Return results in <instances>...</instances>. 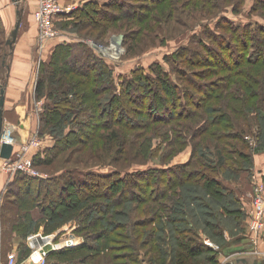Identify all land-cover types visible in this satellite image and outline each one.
I'll return each mask as SVG.
<instances>
[{
  "label": "trees",
  "instance_id": "1",
  "mask_svg": "<svg viewBox=\"0 0 264 264\" xmlns=\"http://www.w3.org/2000/svg\"><path fill=\"white\" fill-rule=\"evenodd\" d=\"M209 1L220 12L224 11L220 8L226 7L220 5L217 8L213 3L234 2ZM116 2L92 1L88 4L90 8L85 5L65 15L78 17L83 28L88 21L95 25L96 18L85 19L79 17L80 13L89 16L90 12L98 9H114L122 11L120 14L124 17L128 16V13H123L124 2L119 1L118 5ZM144 2L141 6L152 11L162 0ZM241 2L235 0L233 14L240 13L238 6ZM257 5L259 9L264 8V0H257ZM120 14H106L104 17L112 20L119 18ZM131 18H137L136 13ZM1 22L0 15V30ZM204 27L214 43H208L203 37L192 38L203 49L204 56L201 49L184 45L164 55L163 60L170 66L156 61L148 67L137 66L129 74L119 76H116L113 65L84 42L56 46L52 60L43 62L36 84L35 98L42 101V112L38 129L32 136L37 134L42 138L49 134L52 144L40 143L38 153L34 155L35 165L52 166L62 152L98 139L104 129L101 139L105 141V148L112 149L113 144L119 153L128 155L123 151L127 146L123 136L127 134L125 132H133L141 126L143 129L135 138L141 134L145 157L156 155L157 150L152 151L153 136L145 138L146 134L150 131L154 134L156 128H166L167 125L172 128L163 133L167 141L164 157L172 158L186 145H191L192 155L184 164L153 166L137 172L115 168L95 174L90 168H68L51 178L22 174L13 184L16 191L11 189L9 192V195L17 197L14 201L17 213L11 217L16 223L9 235L14 233L26 239L31 224L41 221L45 222V232H50L54 223L62 220L67 212L85 208L78 217L76 233L83 234L86 242L74 250L55 252V256L61 258L69 253L87 251L85 256L78 258L85 259L86 264H167V258L169 264H195L190 262L191 258L211 252L212 248L202 238L200 222L207 224L208 231L213 228L214 235L218 232L216 235L222 236L225 231L221 224L223 220H233L235 226L245 221L244 201L226 174L238 180L240 175L247 173L248 181L252 183L254 156L264 151V25L259 22L238 25L222 16L215 27L231 35L216 34L210 27ZM11 37L12 34L6 41L0 37L9 49L1 60L0 65L4 68L9 67L7 58L12 47L7 41ZM238 42L242 51L236 54L231 51L233 57L229 64L220 61L217 66H205L207 59L217 53L215 43L225 49ZM224 56L228 59L229 53ZM60 63L64 68L59 66ZM195 72L199 73L200 82L195 79ZM74 76L80 77L75 79ZM212 76L218 79L209 81V91L199 94L202 84ZM97 77L103 79L98 86ZM3 85L6 86L5 83ZM5 86L0 85V93ZM147 102L150 113L149 108L142 111L134 107L136 103L145 107ZM164 109L169 118L160 116ZM254 124L258 128L255 134L257 147L246 138L247 129L250 130ZM205 151L211 152V158L205 155ZM205 176H209V182L203 185L200 180ZM35 184L39 185L38 193L31 192ZM201 185L213 204L203 201L202 194H195V189ZM164 199L172 204H166ZM131 203H136V206L127 207ZM199 210H202L200 215L204 214L203 210H208L209 218H197ZM128 211L140 216L130 218ZM124 217H129V223L119 221ZM22 248L27 252L26 245ZM147 255H150V260ZM211 258L207 260L211 261Z\"/></svg>",
  "mask_w": 264,
  "mask_h": 264
},
{
  "label": "rangeland",
  "instance_id": "2",
  "mask_svg": "<svg viewBox=\"0 0 264 264\" xmlns=\"http://www.w3.org/2000/svg\"><path fill=\"white\" fill-rule=\"evenodd\" d=\"M31 1L37 2V9L34 13V25L37 33L35 36V42H33L31 46V53H33V56L35 58L34 65L39 71L43 62H48L50 61V59L52 60L53 54H51L50 57L49 55H46L49 42H51L52 40H60L62 41V43H78L79 41L84 42L85 44L89 45L96 53L98 52V54L105 61L110 63V65H113L115 67L116 76H119L120 74H129L131 70L136 68L137 66L142 67V65H145L144 67H148L151 63L156 61L161 62L165 66H170L165 60H163L164 55L175 52L184 45H191L194 48L197 47L199 50L201 49L195 42H193V37H203L208 43H214L211 40V37L207 35V32H205L206 28L204 26L210 27L211 31L215 32L216 34L220 32L227 36L231 35L230 32L220 28L216 29L215 27L216 23H218L222 16H227V18L231 19L238 25H245L248 23L256 22H259L260 24L264 25V8L259 9V7H257V0H242V2L239 3L238 6L240 13L236 15L233 14V4L235 0H233L234 2H230L228 4H225L224 2H221V4L213 3V5L217 6V8L220 5L226 7V9L220 8V10H224L222 12H220L219 9H214L209 0H165L164 3V0H162L161 4L154 8L152 11H148L147 6H141L144 5V0H117V5L119 1L124 2L125 6L123 8V13H128V16L126 15V17H124L122 14H120L122 11L114 9H98L93 11L94 13L90 12L91 14L89 13V16L87 13L83 15L80 13L79 17L83 16L85 19H91L93 16L96 18L95 25L93 24V22L88 21L86 22L88 23L86 24V27L83 28V26L79 24L80 19L78 17L70 18L69 16H66L68 14L65 15L64 13H61L53 21L52 29L56 32V36L50 40L41 41V22L37 18L36 14L40 7L41 0H20L21 5L25 9L23 14L25 15V17L22 20L20 27L21 41H24L22 36L31 27L30 13L27 11ZM57 1L62 9H71L70 13L84 7L85 5L92 4V1L115 2V0ZM207 2L208 4H206ZM130 6L131 8L135 7V9H131ZM88 8H90V5H88ZM111 11L113 13H111ZM135 13L137 15V18H131L134 16ZM106 14H112L115 16L120 14V17L110 20L109 17H104L107 16ZM1 19L2 22L0 37H2L3 41H6L7 38L10 37L11 31L8 27H6L4 19L2 17ZM12 27L13 26H11V29ZM119 37H123V39L119 41ZM2 39L0 40V64L1 60L3 59L4 53L8 52L9 50L8 47H6V45L1 42ZM251 43L252 42H250V46L252 45ZM112 46L116 47L112 48ZM214 47L217 50V53L214 54L212 58L210 56L207 59L208 63L205 65L206 67H210L211 64L217 66L221 63L220 61H225L226 64H229L230 59L233 57V54L230 52L234 51L236 54L237 52L242 51V46L239 42L233 43L231 47L228 46L225 49H221L217 43H215ZM252 48L253 47H251L250 50H252ZM219 50H225L227 51V53H223ZM201 51L204 53L203 49H201ZM228 53L229 58L227 59L224 54L227 55ZM16 55H18L17 45L16 49H14L13 51V55L11 56V61L8 62L7 65H10L11 63V66H13L15 64L18 59V56L16 57ZM204 55L205 53L203 54V56ZM206 57H208V54L206 55ZM9 58L10 57L7 58V61H9ZM59 66L63 67L64 65L60 63ZM11 71L12 67L11 69H7L0 65L1 86H5L3 84L10 79ZM39 71L37 78L39 76ZM79 77L80 76H74L75 79H78ZM198 77L199 73L195 72V79L200 82ZM215 77L216 76H212L211 78L206 79V82L204 83L202 82L203 79H201V82L203 83V89L199 90V94H203V92L205 93L209 91L208 89L211 85V82L209 81L217 80L218 78ZM97 78L96 86L100 85V83H103L102 78ZM237 95L239 94L237 93ZM43 101L45 102V100ZM47 101L48 100H46V102ZM144 106L145 107L140 106L139 103H136L134 105L136 109L142 111H146V108H149L148 112L150 113L151 109L150 107H148V102ZM35 108L37 111L36 117L38 116L40 121V114L42 112V101L36 100ZM160 112L163 113L160 116L169 118V113L165 109ZM137 118L141 119L140 117ZM171 128L172 127L169 125H167L166 128L165 126H160L159 128H156L157 130L154 129V134L151 131L149 132V134H146L145 138H149L150 135L153 136L151 141L152 151H155V149L157 148V150L155 151L156 155L151 154L149 157H145L143 155V138H140L141 134H138L139 137L136 136L135 138V135L143 129V127L141 126L138 127V129H135L133 132H125L127 134L123 136V138L126 139L123 141L127 143V146H125V149L123 151H125V153H128V155H123L122 153H119L117 146L113 144L111 145L112 149H108V147L107 149L105 148V141L101 139V137L103 138V132H105L104 129L99 133L98 139H92L85 144H81V146L79 145L76 148L73 147L62 152L58 156V159L52 162L53 164L50 167L35 165L36 157H34V155L38 153L39 147L35 148L31 144L32 138L34 136H32L25 143L21 142V140H19L17 136H14V138L18 142L13 151L16 154L12 158L14 160L19 158L20 155L17 152L20 151L22 146H25V144L30 145L25 160L27 162L28 160L32 162V167L35 171L39 172L40 174V176L36 177L40 178L54 177L55 175H59L61 172H65L68 168H90L93 169L92 171L95 174H97L107 173L115 168L126 169L125 171L128 172H137L139 170L151 168L153 166L161 168L166 167L167 165L176 166L178 164H184L188 162L191 158V145H186L183 150L175 152L173 154V157L170 159L164 157V154L166 152L167 141L164 138L163 133H165L166 131H171ZM118 129H121V127H119ZM257 129V126L254 124L250 130L247 129L248 135L246 136L249 138V142L251 143V145L255 147H257L258 143L255 137ZM46 136L42 138H40V136H36L37 140L39 141V143H41V145L42 143L46 145L50 141L51 137H49V134H46ZM205 155H208V158H211V152L205 151ZM208 158L206 160H208ZM0 161L2 166L1 173L4 175V178L0 179V244L4 245L6 244V242L15 241L19 245L17 246L18 250L23 251L22 247L25 245L29 247L30 250L29 239L33 238L34 236H38V234L50 235L56 230L64 228L70 221H74L77 226V223L80 220L78 219V217L80 216V214H83V209L85 210V208L67 212V215L62 220H59L54 223V226H52L53 230L50 232H44L46 229V225L45 222L41 221L38 223L31 224L32 227H30L31 230L28 231V236L26 239H24L22 235H15L14 233H12L8 237V234L11 231L10 229H12L13 224L16 223L12 221L11 217L13 218L14 216H16L17 213V206L14 205V201L16 202L17 197H15L16 195H9V192L11 191V189H13L14 192L16 191V187H14L13 185L14 182H16V180L19 179L22 174L26 173L21 171H15L14 173H10V170L8 168L9 166L4 163L3 159H0ZM253 169H255V166L253 167ZM226 176H228L231 180V182H228L233 188H235L237 193L240 194L244 201V206L242 205V209L243 212L245 211L244 213L247 215L246 219L244 222L242 220L240 226H235L233 220H223L221 224H223V227H225V231L222 236H219V234L216 235L218 232L214 235L213 228L208 231L207 224L203 222H200L199 225L197 224L199 226L200 233L203 234L202 238L204 242L205 240H210L214 247L213 249L211 248V252H206L200 257L196 256L194 258H191L190 262L193 261L195 262V264H226L227 262H236L240 258H246L250 262L256 259H264V227L261 231H259L260 233L252 231L253 229L250 225V215L252 212V196L251 200L248 197L250 205V208H248L245 206V197L243 196L244 192L242 191L244 186L243 184L245 183L242 179H248L249 175L247 173H243L239 176L238 180H235V177L231 174L229 175V173L228 175L226 174ZM208 177L209 176H205L204 178H201L200 182L203 183V185L207 184L209 182ZM256 178L257 181L264 182V178L254 173L253 170L250 181H254ZM229 183L226 184L229 185ZM203 185H201V188L195 189V194L199 193L200 196L202 194L203 201L213 204L211 199L208 198V194L203 189ZM125 186L127 185L125 184ZM252 188L254 190L255 186L252 185ZM185 189L186 188H184V190ZM38 190L39 185L35 184L32 186L31 192L38 193ZM252 193H254V191H252ZM12 202L13 205L11 204ZM163 202L168 205L172 204L170 200L164 199ZM131 205L136 206V203L128 204L127 207H130ZM199 211L196 212L197 218L200 217L203 219V217L206 216V218H209L208 215L210 214H208V210H203L205 212L202 215H200L202 210ZM128 212L131 215L130 218H138L140 216L134 211V213H131L130 211ZM127 218L129 217L120 218L119 221L129 223L130 220H127ZM117 219L118 218H116V220ZM25 221L27 225L28 222L27 220ZM214 221L217 222L216 220ZM126 230L129 232L128 228H126ZM82 239L86 242L85 236L83 234H78L75 231V240ZM87 253V251H80L79 253H69L61 258L57 257L56 259L70 263L74 262L79 257L85 256ZM28 254L29 252L27 253V255ZM169 254L170 251L168 252V256ZM146 257L150 260V255H147ZM208 257H212L211 261L207 260ZM167 262V264H169V258H167Z\"/></svg>",
  "mask_w": 264,
  "mask_h": 264
},
{
  "label": "crops",
  "instance_id": "3",
  "mask_svg": "<svg viewBox=\"0 0 264 264\" xmlns=\"http://www.w3.org/2000/svg\"><path fill=\"white\" fill-rule=\"evenodd\" d=\"M37 9V2L31 1L30 6L28 7V12L30 13V21L31 27L27 30L23 37L24 41H21V22L24 19V7L21 5L20 0H0V15L5 21L6 27L9 28L10 35L12 34L13 30L17 25V21L19 20V30L17 35V40L14 43L11 54L8 56L9 61H11V56L13 55L14 49H16L17 45V52L18 56L17 61L13 66L11 63L7 69H11V77L8 81L5 82V106L4 110V122L6 126L15 127V136L21 140V142H27L33 134V131L38 129L39 125V117L36 111V98H35V91H36V84H37V75L38 69L35 67V58L33 53H31V46L33 42H35L36 36V28L34 25V13ZM64 13V14H69ZM11 26L12 29H11ZM62 44V41L55 40L49 42L48 49L46 55L53 54L54 49L57 45ZM41 103V102H40ZM39 105V104H38ZM49 141V140H48ZM48 144V145H47ZM46 144V146H50V141ZM45 145V144H44ZM255 169L254 173L259 174L260 176H264V151L255 154ZM1 162V161H0ZM3 163V162H2ZM1 163H0V179L4 178V175L1 173ZM245 183L243 184V192L245 197V206L250 208L248 197L251 200L252 195V183L248 181V179H242ZM37 215V213H36ZM41 216L39 215V218ZM63 228L56 230V232L62 231ZM45 232V231H44ZM54 233V232H53ZM10 235L8 234V237ZM19 246L15 241L14 242H6V244H0V264H9L8 256L9 254L13 253L16 255L17 264H35L30 260L29 254L31 253L29 247L27 252H21L18 250ZM82 246V245H81ZM80 246L72 248L77 249ZM72 249H65L63 251H68ZM29 254L27 255V253ZM53 252L50 256H48L44 263L38 264H62L59 259H56L57 256L54 255ZM64 264H86L85 259H77L74 263H68L66 261H62Z\"/></svg>",
  "mask_w": 264,
  "mask_h": 264
},
{
  "label": "built area",
  "instance_id": "4",
  "mask_svg": "<svg viewBox=\"0 0 264 264\" xmlns=\"http://www.w3.org/2000/svg\"><path fill=\"white\" fill-rule=\"evenodd\" d=\"M71 9H62L57 0H41L40 7L38 9L37 18L41 22V41L50 40L55 37V31H53V21L55 18L61 13H68ZM40 111V110H39ZM2 143L6 142L15 146L17 144V140L14 138L15 136V127L5 126ZM34 135L32 138L31 144L38 148L40 146L39 141ZM249 139L248 137H246ZM31 146V147H33ZM30 148V145L22 146L20 151L17 153L20 155L19 158L13 159L12 157L16 154L13 152L11 159L4 160V163L7 164L10 170V173H14L15 171H21L28 175L32 176H40L39 172L35 171L32 167V162L25 160L27 152ZM259 175V174H258ZM256 176V175H254ZM252 185L255 186L252 193V212L250 215V225L252 227V231L259 232L264 227V182L257 181V178L252 181ZM76 224L74 221H70L60 232H54L50 235L38 234V236H34L29 239V246L31 250L30 260L35 263H44L45 259L50 256L53 252H58L65 249H72L77 246H81L85 243L82 240H75V231ZM260 233V232H259ZM205 244L209 247H214L210 240H205ZM9 264H17V258L15 254H10Z\"/></svg>",
  "mask_w": 264,
  "mask_h": 264
},
{
  "label": "water",
  "instance_id": "5",
  "mask_svg": "<svg viewBox=\"0 0 264 264\" xmlns=\"http://www.w3.org/2000/svg\"><path fill=\"white\" fill-rule=\"evenodd\" d=\"M16 1V0H15ZM19 22L17 23L15 29L12 32V37L10 40L7 41V43L10 45V47H13L14 43L17 40L18 30H19ZM123 37H119V41H121ZM5 106V88H1L0 93V159L3 160H9L11 159L14 151V146L12 144H8L6 142L1 143L3 131L5 127L4 123V108ZM264 264V259H256L254 261H249L246 258H240L236 262H227L226 264Z\"/></svg>",
  "mask_w": 264,
  "mask_h": 264
},
{
  "label": "bare ground",
  "instance_id": "6",
  "mask_svg": "<svg viewBox=\"0 0 264 264\" xmlns=\"http://www.w3.org/2000/svg\"><path fill=\"white\" fill-rule=\"evenodd\" d=\"M116 46H112V48H115ZM8 144H9V142H8Z\"/></svg>",
  "mask_w": 264,
  "mask_h": 264
},
{
  "label": "flooded vegetation",
  "instance_id": "7",
  "mask_svg": "<svg viewBox=\"0 0 264 264\" xmlns=\"http://www.w3.org/2000/svg\"><path fill=\"white\" fill-rule=\"evenodd\" d=\"M241 264V263H240Z\"/></svg>",
  "mask_w": 264,
  "mask_h": 264
}]
</instances>
